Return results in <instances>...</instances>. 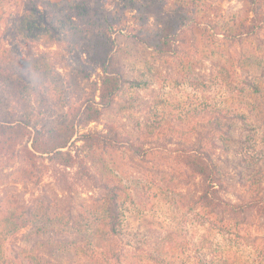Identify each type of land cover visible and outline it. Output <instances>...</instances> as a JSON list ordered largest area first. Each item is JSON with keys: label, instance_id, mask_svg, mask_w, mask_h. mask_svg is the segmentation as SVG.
I'll list each match as a JSON object with an SVG mask.
<instances>
[{"label": "rangeland", "instance_id": "1", "mask_svg": "<svg viewBox=\"0 0 264 264\" xmlns=\"http://www.w3.org/2000/svg\"><path fill=\"white\" fill-rule=\"evenodd\" d=\"M64 1L74 6L76 0ZM109 1L99 0L97 8L113 19L112 23L130 19L128 12L120 14ZM209 3L214 23L223 22L242 6L241 0H210ZM31 8L29 2L22 0L6 10L8 18L0 33V88L7 96L1 95L0 102L9 110L22 111L37 125L61 111L66 97L83 108L87 100L94 101L96 104L91 105L99 109L100 116L97 121L80 127L78 135L100 133L109 146L101 152L102 162L106 169L118 171L123 184L131 188L123 208L116 248L122 247L130 253L129 264L133 261L138 264L140 259H146V253L152 252L155 256L169 235L174 253L169 252L167 261L171 264H180L182 260V264L196 262L203 256L201 238L205 235L198 210L189 213L176 203L181 200L192 205L200 195L201 183L196 178L178 177L182 166L173 160L176 157L173 152L190 149L200 134L209 133L216 141L217 156L233 179L242 173L259 181L263 187L264 32L240 42L236 63L225 60L220 52L222 37L214 36L213 30L211 46L203 43L188 59L174 56L180 50L177 41L172 47L175 52L170 54L174 57L159 56L142 46H126L122 66L125 82L113 102L106 106L97 104L99 98L94 92L97 73L85 61L80 67L73 55L67 53L57 30L51 28V32H46L43 26L34 25L26 17V10ZM65 15L66 18L71 16ZM158 17L153 19L154 25L160 21ZM117 28L112 37L124 48L129 43L128 32ZM79 54L85 58L81 52ZM186 62L198 77L207 81L206 85H194L186 79L183 75ZM243 77L255 79L260 93L241 97L242 100L235 103L230 97L235 96ZM129 81L140 85L128 84ZM234 103L251 126L210 112L219 107H233ZM214 119L219 121L220 131L208 125L204 127L206 121ZM45 164V174L34 188L30 184L10 183V178H6L10 170L4 169L0 159V195L8 191L27 201L34 192L42 194L68 209L75 225L62 234L56 232L58 226H55L54 231L29 237V243L23 238L27 234L23 230L10 237L8 244L25 250L39 244L36 252L51 264H111L101 250L93 247L95 241L86 230L76 231V224L84 220L81 207L98 197L99 191L74 168L65 169L47 161ZM54 173L68 180L72 187L70 194L55 181ZM119 264H125L123 259Z\"/></svg>", "mask_w": 264, "mask_h": 264}, {"label": "trees", "instance_id": "2", "mask_svg": "<svg viewBox=\"0 0 264 264\" xmlns=\"http://www.w3.org/2000/svg\"><path fill=\"white\" fill-rule=\"evenodd\" d=\"M20 1L0 0V33L8 18L7 8L18 5ZM23 1L32 6L26 10V17L34 25L43 26L46 32H51V28L57 30L67 53L73 55L80 67L85 61L97 73L94 92L99 98L98 105L111 104L125 82L122 66L126 46H142L159 56H172L171 52H175L172 47L177 41L180 42V50L174 56L188 59L191 53L203 47V43L211 46L213 30L214 36L222 37L220 52L225 60L236 63L240 42L264 32V0H241L240 10L221 23L212 22L210 0H110L109 4L115 11L130 14V19L123 23H112L113 19L103 15L97 8L99 0H76L74 6L67 5L64 0ZM67 13L71 15L69 18H66ZM157 17L161 19L154 25L152 21ZM129 22L132 27H129ZM116 27L128 32L129 43L124 48L118 46L112 37ZM183 75L194 85L207 83L187 62ZM128 84L140 85L136 81ZM260 89L255 79L243 77L237 85L236 97L230 98L238 103L241 97L258 95ZM1 95L7 96L0 88ZM235 103L233 107H219L210 109V112L251 126ZM85 104L83 108L66 97L61 111L35 125L30 116L22 111L9 110L0 102V159L4 169L10 170L6 174L10 183L30 184L34 188L45 174L46 161L65 169H76L82 179L99 191L98 197L81 207L84 220L76 224V231L86 230L95 241L93 247L101 250L111 264H119L122 259L129 264L130 253L122 247L116 248L115 242L119 240L123 208L131 188L123 184L118 171L106 169L102 162L101 152L109 148L104 137L97 132L78 135L80 127L97 121L100 116L99 109L93 106L96 104L94 101L87 100ZM205 110L209 109L206 107ZM204 124V127L208 125L220 131L217 119ZM208 134H200L190 149L173 152L176 153L173 160L182 166L178 177L199 179L202 188L192 205L181 200L176 203L179 208H187L189 213L198 210L205 232L201 238L203 256L191 264H264V185L262 187L259 181L242 173L233 179L216 154V141ZM77 142L81 144L77 145ZM54 178L63 190L71 193V184L65 177L54 173ZM73 224L70 211L53 199L34 192L25 201L2 191L0 264H51L36 252L38 243L25 250L10 246L8 239L26 230L23 238L29 243V237L54 231L55 226H58L56 232L62 234L72 230ZM173 245L171 237L166 236L159 252L155 256L152 252L146 253V259H140L138 264H171L167 260L169 252L174 253ZM131 263L137 264V261Z\"/></svg>", "mask_w": 264, "mask_h": 264}]
</instances>
